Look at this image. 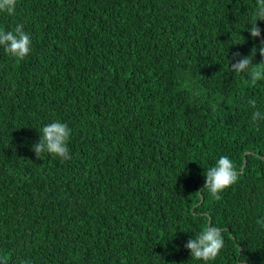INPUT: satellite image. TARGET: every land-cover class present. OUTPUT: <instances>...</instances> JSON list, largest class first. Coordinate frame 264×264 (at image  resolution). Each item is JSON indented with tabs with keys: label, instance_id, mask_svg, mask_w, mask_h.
<instances>
[{
	"label": "trees",
	"instance_id": "trees-1",
	"mask_svg": "<svg viewBox=\"0 0 264 264\" xmlns=\"http://www.w3.org/2000/svg\"><path fill=\"white\" fill-rule=\"evenodd\" d=\"M255 8L17 0L0 12V29L32 39L23 60L0 46V264H204L184 245L209 221L224 247L208 264H264V121L252 120L264 81L230 64L264 46L248 31ZM57 120L72 159H37ZM221 156L242 174L216 200L201 188Z\"/></svg>",
	"mask_w": 264,
	"mask_h": 264
},
{
	"label": "clouds",
	"instance_id": "clouds-1",
	"mask_svg": "<svg viewBox=\"0 0 264 264\" xmlns=\"http://www.w3.org/2000/svg\"><path fill=\"white\" fill-rule=\"evenodd\" d=\"M17 9V0H0V12L14 16ZM257 21H264V0H256V8L254 9L248 24L251 27L248 31L253 39L260 38L261 45H264V29L258 25ZM236 42L234 44H239ZM0 46L4 51L18 60H23L32 51V39L29 33L25 31L23 24H17L13 30L6 31L0 29ZM257 51L264 56V46L253 48L252 52L244 56L239 51L232 54L231 69L234 73H246L252 83L264 81V62L259 64L253 63V57ZM238 58V59H237ZM248 103L255 108L256 100L250 99ZM253 122L264 121V113L256 110L252 114ZM41 137L38 143L32 146L37 159H43V154L48 153L52 156L59 157L61 162L71 160L72 156L69 150V141L72 135V129L67 123L54 121L45 125L41 130ZM242 173L237 170L234 162L228 156H221L215 165L207 168L205 173V184L201 189H207L212 197L216 200L221 199L220 193L232 186L238 181ZM258 224L264 226V219L257 221ZM222 229L216 227L210 221L198 236L190 238L184 245L190 250L191 258L204 261L208 264L214 261L224 247V237ZM27 264V262H24Z\"/></svg>",
	"mask_w": 264,
	"mask_h": 264
}]
</instances>
